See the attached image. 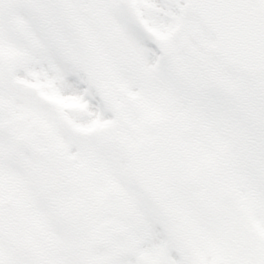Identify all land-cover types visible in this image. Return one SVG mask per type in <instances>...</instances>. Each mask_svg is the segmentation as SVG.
I'll return each mask as SVG.
<instances>
[{"label": "snow or ice", "instance_id": "snow-or-ice-1", "mask_svg": "<svg viewBox=\"0 0 264 264\" xmlns=\"http://www.w3.org/2000/svg\"><path fill=\"white\" fill-rule=\"evenodd\" d=\"M0 264H264V0H0Z\"/></svg>", "mask_w": 264, "mask_h": 264}]
</instances>
